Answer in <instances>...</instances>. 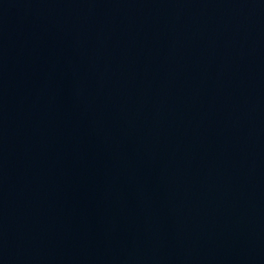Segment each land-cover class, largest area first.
<instances>
[{
  "label": "water",
  "instance_id": "1",
  "mask_svg": "<svg viewBox=\"0 0 264 264\" xmlns=\"http://www.w3.org/2000/svg\"><path fill=\"white\" fill-rule=\"evenodd\" d=\"M0 264H264V0H0Z\"/></svg>",
  "mask_w": 264,
  "mask_h": 264
}]
</instances>
